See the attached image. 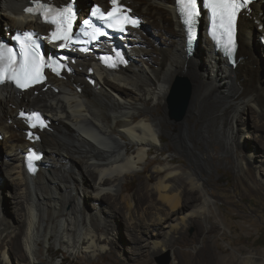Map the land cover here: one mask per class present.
Masks as SVG:
<instances>
[{"label": "bare ground", "instance_id": "6f19581e", "mask_svg": "<svg viewBox=\"0 0 264 264\" xmlns=\"http://www.w3.org/2000/svg\"><path fill=\"white\" fill-rule=\"evenodd\" d=\"M90 1L75 4L83 10ZM125 2L143 19L144 31L167 34L165 45L150 44L141 29L133 30L117 69L99 67L92 55H78L72 75L52 79L57 92L48 88L35 96L0 86V263L60 264L51 262L53 248L91 259L104 250L117 253L126 244L136 262L150 252L170 253L173 264H264L251 253L241 263L234 255L223 257L226 250L217 244L215 252L206 243L193 254L173 250L215 230L197 226L211 213L198 163L210 158L212 138L221 140L222 154H235L238 170L264 169V76L259 73L264 2L239 16L232 65L205 37V49L198 46L188 54L174 0ZM27 5L29 0H0V37L16 29H42L25 15ZM88 67L94 68V87L85 78ZM176 78L191 87L179 122L168 116L166 105ZM34 106L52 121L51 131L33 144L44 157L30 175L22 155L31 145L16 114ZM153 150L173 155L139 175L133 193L127 192L124 186ZM176 156L186 157L190 167L175 166ZM190 227L194 234L188 239Z\"/></svg>", "mask_w": 264, "mask_h": 264}, {"label": "rangeland", "instance_id": "374dc122", "mask_svg": "<svg viewBox=\"0 0 264 264\" xmlns=\"http://www.w3.org/2000/svg\"><path fill=\"white\" fill-rule=\"evenodd\" d=\"M91 1L97 2L96 0ZM143 25L144 24H142V26ZM143 29L144 28L142 27V34L149 38L150 44L152 43L155 46L161 47L165 45L169 39L167 34H161V32H158L159 30H156V33H151L150 29L145 28V31ZM198 44L200 47L196 50H199V48L202 50L205 49V46L203 45V38L200 39ZM150 49L151 48H149L148 51ZM139 53L143 54V51H140ZM259 73L261 76H264V59H262L261 64L259 65ZM177 80L178 78L174 80L175 82H173V87ZM173 87L169 92L170 94L168 93V98L166 100L167 112L168 116L172 120L179 122L182 119L175 120L170 114L169 99L171 97ZM34 95L36 96V94ZM26 108L34 109L38 107L34 106ZM220 143H222L220 139L212 138L210 158L205 159L204 163H198L199 172L202 174V178L204 180V187L211 196V204L209 205L211 213L205 222L199 220L197 226H206L209 228L211 225H214L215 230L213 232H207L205 233L206 235H201L195 242H191L189 238H191L194 234V228L190 227L186 230V236L189 240L184 242L183 245L175 244L173 246V250L181 253L184 252L193 254L197 251V249H200V247L206 243L210 249L215 252V245L217 244L218 247L220 246L226 250V253L222 255L223 257L234 255L239 263H241L249 253L264 260V182L262 180L264 177V169L259 172V165H256L254 164V161H251V164L256 165V168L252 167L249 173L238 170L235 167V154H222ZM165 144V142L162 143V146H165ZM200 146L203 150L204 147L202 145ZM169 155H173V153L162 154L157 150H153L149 153L146 160L147 164H140L134 180L125 185L124 189H127V192L130 191L129 193H133L139 181L137 179L139 175L142 173H146L147 175L152 167L164 162V159H166ZM174 163L175 166L182 169L190 167L186 157L183 156H176V158H174ZM129 180L130 179L127 181L129 182ZM254 182L256 184H254ZM6 199L7 201L9 200L8 197H6ZM7 201H3V205L6 207ZM91 208L92 207L90 206V209ZM120 224L123 226V221H121ZM111 228L112 227H110V229ZM115 240L116 242L119 241L118 239ZM145 243L146 241L142 242V245ZM116 250L117 251L115 252L117 253H110V251L108 252L104 250L101 254L94 256L95 258L93 257L90 259L86 254H76V256H70L62 248L56 247L51 250V262L60 264L174 263V259L170 253H163L160 256H152L149 252L136 262L132 261L133 251L127 248L126 244L124 247L120 246L119 248H116ZM1 252L2 249H0V253ZM64 257H66V259H64Z\"/></svg>", "mask_w": 264, "mask_h": 264}, {"label": "snow or ice", "instance_id": "6c2138e0", "mask_svg": "<svg viewBox=\"0 0 264 264\" xmlns=\"http://www.w3.org/2000/svg\"><path fill=\"white\" fill-rule=\"evenodd\" d=\"M38 2H39V0H38ZM111 2L112 3H119V0H111ZM207 2L213 3V4L221 3V4L230 5L231 8L233 9V16H234L235 10H237V9L243 7L244 5L250 3V0H207ZM176 4L177 5H181V4L185 5V8L182 11L187 14L186 23L189 26H192L195 22V17L198 15V13L196 11V0H176ZM42 7H48V5L42 4ZM25 11L27 13H33L34 10L32 8H26ZM56 11L57 12H65V11H71V9L70 8L56 9ZM213 11L215 12V8H213ZM94 15H95V13H94ZM104 15L111 16L112 13L109 11L107 13H104ZM181 18H183V15ZM132 23L137 24L138 21L133 20ZM109 26H111V25H109ZM121 30L123 31V29H121ZM21 36L28 37L29 39H31L33 36H35V33H33V32L18 33L17 39H19ZM20 42L24 43L23 40H21ZM5 47H6V45L3 42H0V48H5ZM26 47H27V45H26ZM8 51L12 52V49L9 48ZM24 55L27 56V53H25ZM3 60H4V58L2 56H0V63H3ZM11 63L15 64L16 61L12 60ZM19 67L21 70H23L24 65L20 64ZM19 75H20V73L16 72L15 69L13 70V75L11 77H6L3 73H0V83L5 82V79H14L17 85H19L20 87H24V85L21 84V82H20ZM21 115L23 116L24 113H21ZM33 127H35V125H33ZM29 135L31 136L32 133H29Z\"/></svg>", "mask_w": 264, "mask_h": 264}, {"label": "water", "instance_id": "95a60500", "mask_svg": "<svg viewBox=\"0 0 264 264\" xmlns=\"http://www.w3.org/2000/svg\"><path fill=\"white\" fill-rule=\"evenodd\" d=\"M196 47H198V45ZM190 95L191 87L189 82L186 79H178L169 99L170 114L173 119L181 120L184 117L190 101Z\"/></svg>", "mask_w": 264, "mask_h": 264}]
</instances>
